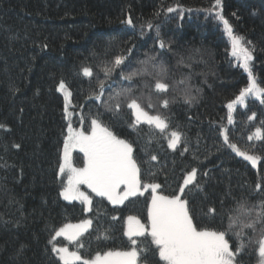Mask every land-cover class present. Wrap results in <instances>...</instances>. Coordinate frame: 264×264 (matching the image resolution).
<instances>
[{
	"label": "trees",
	"instance_id": "trees-1",
	"mask_svg": "<svg viewBox=\"0 0 264 264\" xmlns=\"http://www.w3.org/2000/svg\"><path fill=\"white\" fill-rule=\"evenodd\" d=\"M214 5L215 0H0V124L10 129L0 130V165H4L0 167V264H55V254L45 250L49 239L46 226L77 223L82 218H92L97 209L105 226L111 223L116 240H93L92 255L97 250L124 247L127 238L122 236V230L128 215H138L147 222L145 197L130 198L132 203L114 206L90 192L93 212L83 213L84 206L79 201H65L59 196L61 183L57 176L68 124L64 97L57 90L61 79L72 92L71 105L76 107L72 120L79 127L78 106L85 103L90 91L89 78L83 77L82 67H93L95 72L108 41L112 45L107 58L132 48L133 67L146 53L157 55L159 44L147 22L161 24V38L172 41V51L162 57L169 72L168 82L173 85L171 94L177 97L168 113L172 117L170 130L179 125L190 151L180 155L183 143L176 151L169 149L157 130L147 146L151 154L157 155V160L151 162L157 176L147 175L149 165L144 164L143 178L155 179L162 184L164 194L170 195L183 183L187 171L196 166L197 178L202 183L207 181L208 199L197 192L193 205H202L205 211L212 206L219 209L222 197L226 206L234 207L235 201L227 196L229 191L232 197L245 196L252 203L260 199L258 193L249 196V188L257 183L264 187V142L255 139L257 127L264 135V105L255 97L248 98L245 105L236 106L234 123L228 124L226 105L247 85L248 74L230 55L231 41L216 19ZM168 7H176V11H162ZM219 11L236 34L251 41L245 46L255 45L253 71L264 87V0H222ZM177 13H182L183 19ZM128 18L134 27L126 23ZM141 25H145L143 35ZM119 72L117 69L113 74L117 80ZM180 80L185 83L179 84ZM185 85L196 97L191 106L182 99ZM128 112L125 109V116ZM253 113L255 119L249 120ZM109 119L110 114H105V120ZM140 127L148 131L147 125ZM221 127L230 130V143L261 157L255 167L226 146L220 147L223 137L217 130ZM250 135L253 140H248ZM125 136L137 140L131 129H125ZM145 148V141L140 140L136 151L143 159H147ZM73 156L74 163L82 167L83 153L75 151ZM202 172L208 176L201 179ZM112 215L121 219L111 221ZM95 225L94 221L93 229ZM88 235L85 233L82 239ZM57 241L58 246L74 250L64 238ZM21 245L23 253L18 256ZM248 259L258 264L257 257Z\"/></svg>",
	"mask_w": 264,
	"mask_h": 264
},
{
	"label": "snow or ice",
	"instance_id": "snow-or-ice-1",
	"mask_svg": "<svg viewBox=\"0 0 264 264\" xmlns=\"http://www.w3.org/2000/svg\"><path fill=\"white\" fill-rule=\"evenodd\" d=\"M221 4L222 0H215L216 19L223 24L231 41V55L242 62V67L248 74L247 85L226 105L228 124H233L236 106L245 105L248 98L255 97L264 105V87L260 86L253 71L255 45L245 46L251 45V41H246L243 36L234 32L228 19L219 11ZM162 11L172 13L176 11V7H168ZM204 11L211 13V10ZM155 15L159 16L160 12ZM177 15L183 19L182 13ZM126 23L134 27L131 18ZM144 27L145 25H141V35L144 34ZM147 27L155 31V43L159 44L160 49L157 55L146 53L145 58L136 62L133 67L132 48L126 49L124 54L107 58L108 49L112 45V41H108L103 52L104 58L95 66L96 71L94 72L93 67H82L83 77L89 78L90 91L85 97V103L78 106L79 127L74 128L69 118L70 107L73 113L76 112V107L71 105L72 92L63 79L57 89L64 95V113L65 119H68L62 155L57 164V176L61 183L59 196L65 201H79L84 206L83 213L93 212L94 206L92 195L82 191V185L96 197L104 198L114 206L125 205L126 201L132 203L130 198L145 197L147 222H142L138 215H128L122 230V236L127 238L124 247L103 252L97 250L92 255L90 249L93 240H116L111 223L105 226L97 209L92 218H82L78 223L65 222L60 227L46 226L49 239L45 250L55 254V264H251L249 257H257L258 264H264V214L261 211L264 210V187L261 183L249 188V196L259 194L260 199L256 203L245 196L239 199L232 197L229 191L227 196L235 201L234 207L226 206L222 197L219 209L212 206L205 211L202 205H193L197 192L204 193V199H208L205 192L207 181L202 183L197 178L196 166L187 171L183 183L178 184L170 195L164 194L162 184L155 182V179L146 181L143 178L144 164L149 165L147 175L157 176L151 165L152 161L157 160V155L147 150L157 130L161 134L160 138L167 140L169 149L176 151L178 145L183 143L180 155L190 151L185 134L178 130L179 125H176L175 130H170L172 117L168 113L177 97L171 94L173 85L168 82L169 72L162 57L172 51V41L161 38V24L147 22ZM93 56L96 57L97 53L93 52ZM117 69H120L119 80L113 76ZM101 72L103 79L100 78ZM178 83L184 84L185 81L180 80ZM182 91L184 104L191 106L196 97L187 85ZM125 109L129 110L127 116ZM105 114H110L107 121ZM248 119H255V113ZM141 125H147L148 131L144 132ZM261 125H264V121H261ZM125 129L135 132L137 140L128 139ZM0 130L10 131L4 124H0ZM217 131L223 137L220 147L231 149L253 167L257 165L261 157L241 151L235 143H230L229 129L221 127ZM253 139V136H248V140ZM255 139L264 142L261 127L256 128ZM140 140L145 141L143 154L147 159H143L136 151ZM13 147L19 149L21 145L13 144ZM77 149L83 153L82 167L73 164L72 153ZM203 176H208V173L202 172L201 179ZM146 193L150 200L145 196ZM245 205L257 209L255 217L250 211H244ZM242 217L254 219L255 223L245 225ZM120 219L119 216H111V221ZM94 221L96 225L93 229ZM15 223L17 226L21 224L20 220ZM90 229L93 232H89ZM85 233L89 235L82 239ZM59 237H63L74 250H70L69 246H58ZM48 245H51L50 249ZM23 248L24 245H21L17 251L18 256L23 253Z\"/></svg>",
	"mask_w": 264,
	"mask_h": 264
},
{
	"label": "rangeland",
	"instance_id": "rangeland-1",
	"mask_svg": "<svg viewBox=\"0 0 264 264\" xmlns=\"http://www.w3.org/2000/svg\"><path fill=\"white\" fill-rule=\"evenodd\" d=\"M221 24H222V23H221ZM222 26H223V24H222ZM223 27H224V26H223ZM226 35H227V33H226ZM227 37H228V36H227ZM231 51H232V48L230 49V55H231ZM231 56H232V55H231ZM232 57H233L235 60L239 61L240 65L242 66V62H241L239 59H237V58L234 57V56H232ZM57 87H58V86H57ZM69 91H70V90H69ZM62 95H63V93H62ZM63 97H64V95H63ZM71 104H72V101H71ZM69 112L71 113V115H70L69 118L71 119V121H72V125H73L72 117H73V114H74V113L72 112L71 108L69 109ZM73 127L76 128L74 125H73ZM75 151H79V150L77 149V150H74V151H73V153H72V157H73V159H74L73 154H74ZM73 164H74V166L78 167V166L74 163V160H73ZM81 190L90 193V190L87 189L86 186H84V185L81 186ZM77 223H78V222H77ZM59 238H61V237H59ZM62 238H63V237H62Z\"/></svg>",
	"mask_w": 264,
	"mask_h": 264
},
{
	"label": "clouds",
	"instance_id": "clouds-1",
	"mask_svg": "<svg viewBox=\"0 0 264 264\" xmlns=\"http://www.w3.org/2000/svg\"><path fill=\"white\" fill-rule=\"evenodd\" d=\"M244 211L245 212H249L250 211L252 213V216L255 217L257 209H253V208H250L248 205H245ZM261 211H262V214H264V210H261ZM242 219H243V217H242ZM243 223L245 225L254 224L255 220L254 219L253 220L243 219Z\"/></svg>",
	"mask_w": 264,
	"mask_h": 264
}]
</instances>
